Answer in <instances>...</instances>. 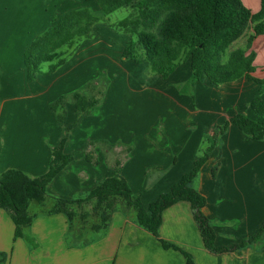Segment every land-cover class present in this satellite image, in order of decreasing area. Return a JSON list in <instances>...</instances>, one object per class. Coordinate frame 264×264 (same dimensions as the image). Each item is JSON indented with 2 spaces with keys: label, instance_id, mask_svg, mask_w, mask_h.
<instances>
[{
  "label": "crops",
  "instance_id": "obj_1",
  "mask_svg": "<svg viewBox=\"0 0 264 264\" xmlns=\"http://www.w3.org/2000/svg\"><path fill=\"white\" fill-rule=\"evenodd\" d=\"M73 2L0 0V176L9 169L21 170L31 178L42 176L49 167L52 148L68 136L66 128L74 122L67 114L65 123H60L50 105L63 98V107L65 94L71 88L73 96L77 93L76 80L61 83L54 77L56 75L41 74L30 82L24 63L25 50L52 27L54 17L59 18L74 9H85L83 6L72 8ZM256 4L254 13L260 10L261 0H256ZM263 36L254 41L251 49L256 53L253 76L257 78H264V39L263 45L257 47ZM178 71L170 76L171 80ZM190 76L191 71L188 78L177 83L179 93H187L182 89ZM192 90L194 106L190 115L205 121V129L199 127L191 137L186 132L166 130L167 137L159 143L144 132L149 143L143 139L145 143L140 144L136 140L131 157L123 164L122 177L133 193L141 197L146 208L193 168L202 137L209 133L210 125L218 124L219 116L226 121L237 114L259 119L250 109L259 94V86L253 82L241 79L215 87L206 81L196 84ZM181 99L173 96L172 100L190 109L187 103L182 106ZM72 134L64 151L74 155V161L49 184V196L84 197L105 180L107 170L114 166L107 162L110 153L103 157L98 151H92L99 167L84 159L88 138L72 151ZM177 136L180 137L178 141ZM221 147L226 149L222 151L223 158L219 150L213 151L194 182V188L207 200L204 214L216 232V247H227L246 240L264 222V179H235L237 171L249 163L264 162V140L250 139L231 125L222 137ZM110 148L117 147L114 144ZM105 152L106 149L103 154ZM220 159L222 162L229 160L231 167L227 175L220 166ZM216 166L217 175L213 177L212 169ZM145 169L152 170L150 179ZM88 205L85 203L77 209L83 218L76 217L70 224L64 214L44 213L52 207V200L46 202L45 208L32 203L29 214L35 219L23 230L24 236L18 238L10 214L0 208V252L8 255V264H186L181 253L164 249L151 233L137 226L133 210L115 212L106 230L93 231L91 228L99 219L88 215ZM160 235L191 254L195 264H264V251L260 246L222 254L210 252L187 202H179L164 211Z\"/></svg>",
  "mask_w": 264,
  "mask_h": 264
},
{
  "label": "trees",
  "instance_id": "obj_2",
  "mask_svg": "<svg viewBox=\"0 0 264 264\" xmlns=\"http://www.w3.org/2000/svg\"><path fill=\"white\" fill-rule=\"evenodd\" d=\"M98 12L109 15L113 12L131 8L132 13L116 26L120 32L130 35L123 52V58L136 63H148L152 72L168 79L182 61L189 60L191 76L184 85V92L198 83L208 82L220 87L224 84L246 79L259 86V94L250 105L258 120L246 114H237L226 121L219 130L224 135L232 125L246 137L255 141L264 140V78L254 77L256 53L251 51L254 41L264 35V0L261 8L254 13L241 0H95ZM99 16L89 9L74 10L60 18L55 26L38 36L25 50L24 63L30 82L44 74L42 65L52 63L49 72H55L64 62L63 47L71 48L74 43L91 35ZM250 28L252 33L245 48L231 52L227 62L222 61L230 46L242 38ZM76 119L89 115L98 101H87L78 92L74 94ZM63 98L50 105L58 121L65 123L66 118L59 113ZM65 114V113H64ZM262 119V120H261ZM66 128V133L71 130ZM217 133L215 134V136ZM67 136L52 148L51 160L47 171L38 178H31L21 170L9 169L0 176V208L8 211L16 226L15 237H23V230L32 225L35 217L29 214V207L36 203L45 208L52 200L47 215L64 214L70 224L80 216L77 209L85 203H93V215L98 220L93 231L106 230L115 212L133 210L137 226L151 233L164 249L181 253L186 264H195L191 254L161 238L160 228L163 213L179 202L190 204L194 219L206 248L214 254L256 248L264 251V222L246 240L227 247H216V232L204 214L206 198L194 188L202 167L210 159L213 146L197 157L193 168L184 174L167 193L145 207L141 197L135 195L122 177L123 163L117 160L107 170L105 180L86 196L77 199H62L48 194L49 184L73 161L74 155L65 153ZM215 144V143H214ZM94 153V152H93ZM93 153L86 152L84 159L98 166ZM90 154V155H89ZM218 166L212 169L216 176ZM31 242L30 238H27ZM0 264H8V255L0 252Z\"/></svg>",
  "mask_w": 264,
  "mask_h": 264
},
{
  "label": "rangeland",
  "instance_id": "obj_3",
  "mask_svg": "<svg viewBox=\"0 0 264 264\" xmlns=\"http://www.w3.org/2000/svg\"><path fill=\"white\" fill-rule=\"evenodd\" d=\"M71 1H74L75 4L72 8L83 6L99 16L100 20L93 26L89 37L76 41L71 48L65 46L61 49V52L65 53L62 57L64 62L55 72H49L52 63L43 64L42 71L46 77L56 75L54 77H58L61 83L76 80L78 84L76 91L82 97L87 101L92 99L98 101V105L90 111L89 115L77 120L73 88L65 94V103L59 109V113L65 115L66 119L67 114H70L71 121H74L68 126L72 128L67 132V139L73 132L72 151L81 141L88 138L86 144L88 153L96 150L103 157L106 153H110L107 162L115 164V160H121L124 164L131 157L136 140L140 144L149 143L148 138L143 136L144 132L159 143L167 137L166 130L186 132L188 137H191L199 127L205 129V121H199V117L190 115V110H193L194 106L191 95L193 90L188 89L185 91L186 94H181L177 87L180 80L188 78L191 71L189 60L182 61L178 67V73L172 76V80L171 77L164 79L162 76L154 74L148 63H136L123 58V52L130 40V35L120 32L116 25L132 13L131 8L119 9L104 16L98 12L95 0ZM241 1L248 9L255 12L258 6L256 0ZM65 14L66 12L59 18L54 17L52 26H55ZM251 33L252 30L249 28L243 38L230 46L222 57L224 63L227 62L232 51L245 48ZM262 39L264 36L258 40V48L263 45ZM52 79L49 80L52 81ZM173 96L178 100L182 97L180 100V102H184L182 106H186L185 103H187L190 109L177 105L172 100ZM70 108L72 110L68 113ZM225 123L226 120L219 116L218 124L210 125L207 130L209 133L202 137L197 157L207 148L213 146L211 154L214 150H219V153L222 154L221 159L223 158L222 151L225 152L226 149L221 147L223 135L220 136L219 130L224 127ZM94 136H99V138H92ZM175 139L178 141L180 137L177 136ZM114 144L117 148L112 150L110 146ZM104 149L107 152L103 154ZM221 159L220 166H223V171L227 175L231 167L229 160L222 162ZM103 161L105 163V160ZM173 163H175V159ZM145 174L147 179H150L152 170L145 169ZM235 179H264V162L259 160L249 163L237 171ZM77 211L79 212V210ZM88 211H92L91 204L88 205Z\"/></svg>",
  "mask_w": 264,
  "mask_h": 264
}]
</instances>
